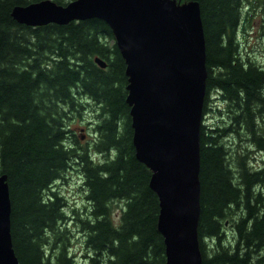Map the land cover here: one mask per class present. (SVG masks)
Here are the masks:
<instances>
[{"label": "trees", "instance_id": "trees-1", "mask_svg": "<svg viewBox=\"0 0 264 264\" xmlns=\"http://www.w3.org/2000/svg\"><path fill=\"white\" fill-rule=\"evenodd\" d=\"M32 1L0 0V174L8 176L20 264H166L159 196L152 170L136 156L126 61L111 26L99 17L17 20L13 7ZM197 1L208 69L204 113L210 94L228 99L264 152V129L255 123L264 110V64L243 57L237 37L244 3L254 0ZM90 107L95 136L83 143L72 123ZM222 119L201 125L202 264H264V163L251 166L248 152L229 149L223 137L232 127L241 136L242 127ZM74 165L90 204L76 217L85 259L72 251L66 198L56 189Z\"/></svg>", "mask_w": 264, "mask_h": 264}, {"label": "water", "instance_id": "water-1", "mask_svg": "<svg viewBox=\"0 0 264 264\" xmlns=\"http://www.w3.org/2000/svg\"><path fill=\"white\" fill-rule=\"evenodd\" d=\"M12 14L32 25L99 17L111 26L126 61L136 156L152 170L150 186L159 196L166 264H202L200 150L208 69L200 3L37 0L15 5ZM7 178L0 174V264H20Z\"/></svg>", "mask_w": 264, "mask_h": 264}, {"label": "rangeland", "instance_id": "rangeland-1", "mask_svg": "<svg viewBox=\"0 0 264 264\" xmlns=\"http://www.w3.org/2000/svg\"><path fill=\"white\" fill-rule=\"evenodd\" d=\"M70 1V0H68ZM259 1V0H258ZM240 29L238 31L237 37L240 42V47L242 49L243 57L247 58L249 55L250 58H254L256 61L264 64V1L254 0L251 4L250 1H246L243 6L242 18L240 21ZM215 96V94L213 95ZM218 99L215 105L222 107V100ZM219 103V104H218ZM234 106L233 104H231ZM216 108V111H211L208 114H204V122L216 124L217 121L221 120L223 117V121H232L233 125L242 127L241 136H237L236 133H228L225 137H223V142L228 144L230 150H242L248 152L250 154L249 164L251 166L256 167L259 165V161L264 163V152L257 149V145L251 144V133L248 131L249 129L246 126L245 122H237L235 109L231 112V115L221 114L220 111ZM234 108V107H233ZM226 118V120H224ZM76 120L72 123V127L79 133H86L84 138H82L83 143L87 140H91L94 135V124L95 120V111L93 107H90L88 110H84V114L81 118L77 117ZM257 122V126L264 129V110L255 118V123ZM256 126V127H257ZM81 128L83 130L81 131ZM248 131L249 133H246ZM90 134V135H88ZM247 137V141H243ZM239 139H241L240 148ZM247 145V147H246ZM246 147V148H245ZM250 148V149H247ZM77 165L71 166L66 173V178L61 179L57 182L56 189L60 190L61 193L66 198V211L68 215L67 224L69 228V232L71 235V248L74 254L78 259H85L88 250L85 246V232L81 228V222L76 218L77 216H85L87 207L90 205L88 200L85 197V188L83 187V178L81 172L76 169ZM75 209V211H74ZM76 211L79 213H76ZM120 211L116 209L113 213L115 219L118 220ZM228 232L230 235L233 234V229L231 226L228 228Z\"/></svg>", "mask_w": 264, "mask_h": 264}, {"label": "flooded vegetation", "instance_id": "flooded-vegetation-1", "mask_svg": "<svg viewBox=\"0 0 264 264\" xmlns=\"http://www.w3.org/2000/svg\"><path fill=\"white\" fill-rule=\"evenodd\" d=\"M217 97H215V96H213L212 94H210L209 95V99H208V105H209V107H210V111H207V113L206 114H208V113H210L211 111H215V109L217 108V105H215L214 103H216L217 102V100L218 99H216ZM223 102H222V107L221 106H218V111H220L221 112V114H225V112L227 113V114H229V115H231V112H233V110H234V108H233V106L231 105L232 103H230V101L228 100V99H225V98H223V100H222ZM219 104V103H218ZM224 118V117H223ZM224 120H226V118L224 119ZM211 126H213V124L212 123H209ZM230 124V121H226V125H229ZM232 130H233V127L231 128ZM232 130H231V133H232ZM245 139L243 140V141H247V137H244ZM239 142V148H240V144H241V139H239L238 140ZM242 141V142H243ZM251 144H257L256 142H255V140L251 137V143L250 144H248L247 143V145L249 146V145H251ZM247 145H246V147H247ZM245 147V148H246ZM247 149H250V148H247ZM241 150V149H240ZM248 155H250L249 153H248Z\"/></svg>", "mask_w": 264, "mask_h": 264}]
</instances>
